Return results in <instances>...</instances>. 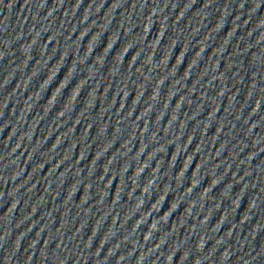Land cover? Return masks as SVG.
I'll use <instances>...</instances> for the list:
<instances>
[{"label":"water","instance_id":"obj_1","mask_svg":"<svg viewBox=\"0 0 264 264\" xmlns=\"http://www.w3.org/2000/svg\"><path fill=\"white\" fill-rule=\"evenodd\" d=\"M264 147V0H0V264H197Z\"/></svg>","mask_w":264,"mask_h":264}]
</instances>
